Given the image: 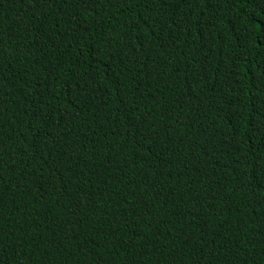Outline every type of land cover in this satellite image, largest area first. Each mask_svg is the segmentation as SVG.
Here are the masks:
<instances>
[{
    "label": "trees",
    "instance_id": "16d2710c",
    "mask_svg": "<svg viewBox=\"0 0 264 264\" xmlns=\"http://www.w3.org/2000/svg\"><path fill=\"white\" fill-rule=\"evenodd\" d=\"M0 264H264V0H0Z\"/></svg>",
    "mask_w": 264,
    "mask_h": 264
}]
</instances>
